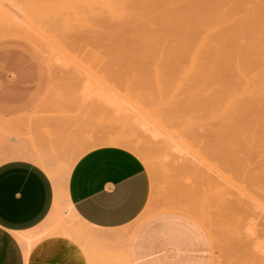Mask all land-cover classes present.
I'll return each instance as SVG.
<instances>
[{
    "label": "rangeland",
    "instance_id": "1",
    "mask_svg": "<svg viewBox=\"0 0 264 264\" xmlns=\"http://www.w3.org/2000/svg\"><path fill=\"white\" fill-rule=\"evenodd\" d=\"M103 1L107 5L101 3L100 0H0V34L29 32L41 43L42 53L49 66V89L45 101L35 115L47 116V118L59 122L57 128H47V145L51 146V153H56L54 157H57V161L53 159L55 165H53V156L48 157L47 163L53 167L58 177L57 189H62L60 190L61 195L67 194L65 185L69 176L66 174L68 170L66 168L72 169L74 162L94 146L112 145L123 148L134 155L136 154V157L138 154L142 160L144 156L140 155L142 152L139 153L141 147L144 154L149 156L144 160L146 159L147 164L153 167L151 170L148 168L149 165L143 164L144 160L141 161L138 158L149 174L150 193L143 212L131 224L111 235L103 236L92 233V230L87 229L84 225L87 223L78 219L79 217L76 218L68 214L65 216L66 223L60 227L55 223L56 216L51 215L47 218L50 225L44 229L47 230V233L42 236L40 242L33 245L31 253L33 250L41 251L44 236L59 233L68 239L80 240L83 238L88 241L93 249L85 251V254L92 259L91 263L93 264H130L128 247L137 226L154 214L177 211L196 220L207 232L212 244L211 264H264V211L258 206L257 209L260 211L256 210V206L240 190L242 187L244 192H248L250 182L255 179V174L257 175L255 177H258L264 171V149L256 150L257 148L253 145L259 134L264 135V65L261 67L264 64V13L261 12L264 9L261 5L264 0H250V3L242 9L255 14V24L258 25L254 27V24V29L249 26L253 37H250L249 40L242 39V46L248 43L245 44L246 47L243 46V50L244 48L256 50L250 57L251 63L253 62L251 70L257 81L253 115L221 119L218 115L208 118L205 116H200L201 118L195 116L194 118L191 115L192 98L198 97L194 103L204 102L205 92L199 89L196 91L197 88L194 87V82H192L194 81V69L188 65L190 64L188 57L175 56L174 58V56L162 55V53H155L156 55L149 53V55L126 51L127 39L125 37L128 36L126 30L139 26L141 23L145 24L144 21L147 19L151 22L158 16L145 13L146 15L143 17L148 15L149 18L147 16L143 21V18L141 17L142 20H140L138 16L135 19L139 20L136 25V21L133 20L135 18L133 13L136 11L131 13L134 16L130 19L131 14L128 16L129 11L125 9L128 7L127 2L129 1L118 0L117 2L115 0L116 3L114 0ZM145 1H142L141 6L139 3V7H142ZM157 1L153 2L155 7H157ZM147 2L149 1L147 0ZM123 4L124 6H121ZM153 4H150L151 7ZM108 5L113 12L108 10ZM160 5H163L161 6L163 9L165 4L158 6L160 7ZM168 5L169 3H166L167 7ZM118 6L119 8H117ZM95 7L97 8L95 9ZM134 7L136 6L134 5ZM161 7L160 9L157 7V9L162 10ZM171 7L172 4L168 8ZM146 9L145 7L142 10L146 11ZM154 11L151 12L154 13ZM171 11L173 12V10ZM122 12L124 13L121 15ZM159 13L157 10L154 14ZM103 15L106 17H102ZM238 15L240 16V14ZM99 16L106 20H101ZM150 16L153 18L150 19ZM122 17H129L130 21H135V25L133 21V25H130L131 22L126 19L128 25L126 23L122 25L124 21L123 19L121 22ZM237 17L234 16L230 20L235 21ZM108 18L112 19L111 22L118 19V25L115 20L114 23L106 24ZM243 21L241 22L243 23ZM103 23L105 24L103 25ZM120 23L123 27L120 26ZM245 24H242L244 28L247 26ZM149 25L147 26L150 27L151 25ZM122 33H124L123 36ZM262 36L263 38H261ZM256 40L257 44L260 43L258 46H255ZM183 59L185 61L187 59L189 62H185ZM254 62L258 66L262 62L261 68H257V64L255 65ZM260 69L262 70L260 71ZM215 118L218 119L215 120ZM0 121L9 122L2 117H0ZM0 125L1 145L10 146V137L13 133L17 135V130L15 132L12 129L5 130L3 122H0ZM31 132L30 128L25 130L23 128L19 135L22 137L34 136L30 134ZM118 133H121L120 136ZM112 134H116V136ZM70 137L76 141V138L81 140V142L79 140L80 144L77 142L78 147L74 146L76 143L73 144V150L66 145L67 142L70 144L69 140L71 143L72 140L74 141ZM116 137L122 138L125 142L123 144L127 147L123 144L108 143L109 139ZM67 138L70 139L67 140ZM134 138L137 140L136 144L139 143V146L135 147L138 148V151L136 149L133 151ZM171 138H175L176 141ZM62 139L67 141H62ZM51 140L53 141L51 142ZM95 140L98 142L95 143ZM251 140L254 141V143L252 141V145ZM132 142L133 144L130 146ZM178 142H183V144L178 145ZM53 143L55 145L57 143L56 149L53 147ZM63 143L66 148H63ZM80 145L83 146L80 147ZM58 146L61 148L59 149ZM247 146L250 151L253 149V152H259L252 153L248 151ZM62 148L66 150L64 151ZM77 148H80L77 150L79 153L77 151L74 153ZM260 150L262 151L260 152ZM50 151L47 150L48 153ZM154 153L159 154L154 156ZM3 155L8 154L0 152V163L5 161ZM53 187L55 188L54 183ZM245 199L248 200L245 202ZM67 201L66 198L62 199L60 210L66 206ZM190 209L191 213L184 211ZM261 224L263 227L259 226ZM112 245H115L116 250L113 251Z\"/></svg>",
    "mask_w": 264,
    "mask_h": 264
},
{
    "label": "crops",
    "instance_id": "2",
    "mask_svg": "<svg viewBox=\"0 0 264 264\" xmlns=\"http://www.w3.org/2000/svg\"><path fill=\"white\" fill-rule=\"evenodd\" d=\"M49 82V66L39 48L21 38H0V117L9 121H3L6 129L17 130L10 146L1 145L0 137V152L16 153L15 158L0 163V264H93L85 254L93 249L88 241L59 233L44 236L41 251L31 253L47 233V218L56 216L55 223L61 227L65 215L72 214L89 224L84 223L92 233L111 235L136 220L149 199L150 178L142 162L123 148L99 146L74 162L65 185L67 194L59 197L69 202L63 211L60 207L54 211L53 182L35 158L47 164L51 155L47 154V128L59 125L57 120L35 115L45 101ZM23 128L32 130L34 151L26 139L30 136L19 135ZM26 236L28 255L21 241ZM128 260L130 264H211L212 244L196 220L164 211L137 226Z\"/></svg>",
    "mask_w": 264,
    "mask_h": 264
},
{
    "label": "bare ground",
    "instance_id": "3",
    "mask_svg": "<svg viewBox=\"0 0 264 264\" xmlns=\"http://www.w3.org/2000/svg\"><path fill=\"white\" fill-rule=\"evenodd\" d=\"M100 1L104 5H107L106 3H104L103 0H100ZM121 1H123V0H121ZM127 1L130 2V3L127 2V5L129 4L128 5L129 8L128 7L125 8L126 10L128 9V11H129V13H128L129 15L128 16H130L131 13H133V12L136 11L135 13H133L135 16L131 14L130 19H132L133 16H134L135 18L133 20H135L139 16L140 20H142V18H143V21H144V18L148 16L147 15V16L143 17L144 15H146L145 13H147V14L150 13L153 16H155V17L158 16V18H160V19L162 18V19L160 20L158 18H153V17H152L153 18L152 19L151 16H150V19H152L151 22L147 19L146 21H149V22L144 21L145 24L144 23H141L139 26H136L134 28H131L130 30L128 29L129 31L126 30L128 32L127 38L125 37V39H127L126 51L128 53H136V54L137 53L138 54L139 53H141V54H143V53L144 54H149V53L150 54H152V53L153 54H155V53L161 54L162 53V55L174 56V58H175V56L176 57L180 56L179 58H181L182 56L183 57H188V60H190V64H188V63H186V64L191 65V67L194 69V81H192L193 79L191 81L194 82V85H195L194 87L197 88V90L196 89L195 90L198 91V89H199V90H202L203 92H205V98H203V99H205L204 102L194 103V100L196 98H198V97H195V98L193 97L192 98L193 99V104H192V108L190 107V110H192L191 111L192 112L191 115L194 116V118H195V116H199V118H201L200 116H205L206 118H208V117H212V116L218 115L220 117V119H221L223 117H244V116H247L248 117V116L253 115L252 109L254 108V94L256 92L255 85H256V82L257 81L255 79V75L252 73V70H251V66H252V63L253 62L251 63V58L250 57L253 56V54L255 53L256 50L254 51V50H252L250 48H244V50H243V46H245V44H248V43H245L242 46V43H243L242 42V39L245 38L246 40H249L250 37H253L251 35V34H253L252 33V30L249 29V26H250V28H253V29H254V27H257L258 26L257 24H255V14H253L252 12H245V11L242 10L244 6H247L250 3V0H158L156 2L157 3L156 6L160 9V7L163 6V5H160V7L158 5L159 4H165L164 5V8H163V9H165V11H163L162 7H161L162 10L157 9V7H155V4H153L154 0L153 1L152 0H148L149 2H147V0L146 1L145 0H141V1L140 0H132V1L131 0H127ZM142 1H145V2H143V5L144 4L145 5H144V7H143V5H142V7H139V3H140V6H141ZM117 2H118V0H117ZM115 3H116V1H115ZM131 3H132V5L134 4L136 7H134V5L132 6ZM166 3H169L168 7L170 6V4H172V7H171L172 9L171 8H168L166 6ZM150 4L151 5L153 4V6L151 7ZM263 4L264 3H262L261 5L264 7ZM118 5H120V4H118ZM147 5H148V7H147ZM121 6H124V4L121 5ZM97 7H95V9ZM108 7H109L108 10H109L110 9V5H108ZM137 7H139V8H137ZM145 7L147 9H146V11H143L142 9H144ZM166 7H167V9H166ZM117 8H119V6ZM121 8H124V7H121ZM148 8L151 11L152 10H155L154 13H156L157 10L160 13L156 15V14L152 13L151 11H149ZM168 9L170 11L173 10V12L172 11L170 12ZM108 10H106V11H108ZM130 10H131V12H130ZM261 10H262V8H261ZM261 10L259 9V11H261ZM109 11H112V10L110 9ZM168 11H169V13H168ZM263 11H264V9H263ZM263 11H261V12L264 13ZM163 12L164 13L167 12L168 14L167 13L164 14ZM123 13L124 12H122L120 14L122 15ZM125 13H126V11H125ZM160 14L161 15L163 14V15L162 16H159ZM238 14H240V16ZM107 16H109V15H107ZM110 16H111V14H110ZM110 16H109V18H110ZM234 16H238L237 17V20L231 21L230 18H233ZM263 16H264V14H263ZM99 17L101 19V16H99ZM102 17H106V16L103 15ZM111 18H112V16H111ZM128 18H126V17L123 18L122 17L121 22L124 19V21L122 22V25H123V23L125 25V23H126L125 19L126 20H129ZM148 18H149V16H148ZM95 19H92V20H95ZM102 19L103 20H106L105 18H102ZM108 19H107V22H105L106 24L108 22L114 23V20L115 19L112 22H111L112 19L111 20L110 19L108 20ZM153 20H154V22H153ZM242 20H244L243 23H246L245 25H247L245 28L243 27L244 25L242 26V24H243L241 22ZM97 21H99V20H97ZM118 21H119L118 19L115 20V22L117 23L116 25H118ZM132 21H130L131 22L130 25H133V24L135 25V23H134L135 21H136V25H137V21H139V20L133 21V24H132ZM155 21H157L158 24H157V22L155 23ZM105 23H103V25ZM126 24L128 25V23H126ZM254 24H255V26H254ZM108 25L110 26V24H108ZM145 25L146 26L149 25L150 27H148V26L146 27ZM120 26H121V23H120ZM121 27H123V26H121ZM103 28H105V27H103ZM106 28H107V26H106ZM255 32H257V31H255ZM263 32H264V30H263ZM116 33H118V32H116ZM121 35L123 36L124 33H122ZM256 36L257 35H255V37ZM263 36H264V34H263ZM263 36L261 38H263ZM3 37H16V38L24 39L26 41L31 42L35 46H37L41 50V52H43V47H42L41 43L32 34H30L29 32L28 33L27 32L26 33L25 32L24 33H21V32H10L9 34H2V35L0 34V38H3ZM110 40H111V38H110ZM115 41H117V40H115ZM112 42H114V41H112ZM117 42L120 43L119 41H117ZM117 42H116V44H117ZM257 42L258 41L256 40L255 46L256 45L258 46V44H260V43L257 44ZM108 43H109V41H108ZM109 52H111V51H109ZM170 59H171V57H170ZM183 60L185 61V59H183ZM188 60L186 59V61H188ZM172 61H173V59H172ZM179 61H181V60L179 59ZM168 63H170V62H168ZM254 63H255V65L257 64L256 62H254ZM261 63L259 64V66L257 64V68L260 67ZM263 65L264 64H262L261 67H263ZM254 68H255V66H254ZM261 70L262 69H260V71ZM190 75H191V73H190ZM262 77H263V75H262ZM188 84H190V83H188ZM188 87H189V85H188ZM184 93H185V91H184ZM194 93H195V91H194ZM198 94L200 95V93H198ZM191 95L193 96L194 94H191ZM201 99H202V97H201ZM201 99H200V101H202ZM186 100H187V98H186ZM197 100H199V99H197ZM190 101H191L190 103H192V100H190ZM186 104H187V102H186ZM185 107H187V106H185ZM185 107H184V109H186ZM190 110H189V108L187 109L188 113H189ZM260 112H261V110H260ZM187 116H189V115L187 114ZM192 116H191V118H192ZM202 119H204V118H202ZM217 119L215 118V120H217ZM260 121H261V119H260ZM0 122H3V121H0ZM258 123H256V124H258ZM0 127H1V125H0ZM241 129H244V128H241ZM255 129H254V131H255ZM260 129H261V126H260ZM263 129H264V127H263ZM3 130H4V128H3ZM5 130H7V129H5ZM242 132H243V130H242ZM256 133H258V132H256ZM120 134L118 133V136H120ZM112 135L116 136V134H112ZM121 136H123V135H121ZM32 138L30 136L29 139L28 138H26V139L29 140L28 141L29 142V145L31 146L32 150L34 151V149H35V142H34V140ZM70 138H67V140H69ZM71 139H74V138H71ZM76 139H77V141L74 139V141L72 140V143H71V140H69L70 144L68 142L66 143V145H68L67 147H69V146L71 147V150L74 149V148L72 149V147H74V146H77L78 147V143H79V140L80 139H78V138H76ZM254 139H255V137H254ZM63 140H66V139H62V141ZM172 140L173 141H176L175 138L172 139ZM255 140H256V143L253 144L257 148V149L255 148V149L256 150H258V148L259 149H264V135L259 134L256 137ZM52 141L53 140H51V142ZM60 141H61V139H60ZM98 141L101 142L100 140H98ZM98 141L95 140V143H97ZM134 141L133 142L135 143V146L134 145L132 146V147H134L133 148V151L135 149L138 151V148H135V147L139 146V143H138V145L136 144L137 140H135V138H134ZM252 141L253 140H251V145H252ZM23 142H22V144H23ZM55 142H56V140H55ZM80 142H81V140H80ZM133 142L130 144V146L133 144ZM25 143L27 144V142H25ZM108 143L109 144H113V145L114 144L115 145L116 144L119 145V144H123L125 142H124V140H122V138L116 137V138L109 139L108 140ZM180 143L183 144V142H178V145ZM253 143H254V141H253ZM64 144L65 143H63V145ZM73 144H75V145L73 146ZM50 145H51V143H50ZM56 145H57V143H56ZM56 145H55V143H53V147L54 148H55ZM59 145H61V144H59ZM66 145H64L63 148H66L65 147ZM88 145L90 146V144H88ZM82 146L80 145V147H82ZM108 146H110V145H108ZM123 146H126L127 147V145H125V144H123ZM130 146H129V148H130ZM47 147H49V148H47V150L49 152L51 150L50 149L51 146H48L47 145ZM60 148L61 147H59V149ZM179 148H181V147H179ZM247 148H248V146H247ZM68 149H70V148H68ZM81 149H83V148H81ZM139 149H141V150H139V153L142 152V153H140V155L142 154L144 157L141 160L138 157V154H137V158H139L141 161H143L145 157L146 158L147 157L149 158V156H147V154H144V151H142V148L141 147ZM249 149L250 148H248V151H250ZM63 150L65 151L66 149H63ZM77 150H80V148L75 149L74 153ZM253 151L254 150L252 149L250 152H252V153H256L257 152V151L256 152H253ZM261 151L262 150H260V152ZM51 152L52 151H50V153ZM57 153H58V151H57ZM77 153H79V152L77 151ZM54 154H56V153H51V155L47 156V159H49L50 157L53 156L52 157V160L54 159L55 161H57V159H56L57 157H54ZM14 155H12L11 153H9L8 155H3V156L5 157V160H7L9 158L11 159V157L15 158ZM157 155L154 153V156H157ZM55 156H57V155H55ZM135 156H136V154H135ZM35 158L45 168L47 174L50 175V177L53 180V183H54V186H55L54 190H55V199H56V200L54 199V202L56 201V203H55V208H54L55 210L54 209L53 210L54 211H57V209H59V207H61V205H62L60 203L62 200L60 201V198H59L61 196L60 190H62V189H60V190L57 189V186H58L57 185L58 177H57V175H56L53 167L51 165H49L48 163L46 164V163L43 162V160H42L43 158H39V157H35ZM71 160H72V158H71ZM55 161H54V164L53 165L56 164ZM144 163H146V164L148 163V162H146V159L143 161V164ZM147 165H149V164H147ZM153 166H155V165H153ZM59 168L60 169H63L64 166H63V168H61V167H59ZM148 168H151V170H153L152 165L151 166L149 165ZM60 169H58V170L60 171ZM66 169H68L66 174L69 176L71 168L69 167V168H66ZM255 176H257V175L255 174ZM255 176H254L255 179H252V181L250 182L251 184H250V189H249L248 192L247 191L244 192V189L242 187L241 188L239 187V188H240V190L243 193H245V195L248 197L249 201L256 206V210H258L257 209V206H258V207H260L264 211V171L261 172V174L258 177H255ZM244 180H246L245 177H244ZM248 182H247V184H248ZM235 187H237V186H235ZM246 188H247V186H246ZM64 195H65V193H64ZM239 195H240V193H239ZM225 198H227V197H225ZM227 200H225V201H227ZM247 200L245 199V202ZM59 203H60V206L58 205ZM53 207H54V205H53ZM69 207H71V206H69ZM186 207H187V205H186ZM61 210H62V208H61ZM69 210H70V208H69ZM54 211H52V213ZM58 211L60 213V215L58 214V216L63 219V215L61 216V212L62 211L61 212H60V210H58ZM181 211H183V210H181ZM184 211L185 212H188V213H191V209L189 211H186V210H184ZM258 211H260V210H258ZM258 216H259V214H258ZM255 220H256V218H255ZM258 222H260V221L258 220ZM207 224H208V222H207ZM259 226H262V224L259 225ZM254 228H255V226H254ZM21 241L23 242V245L25 246V248L27 250V255H28V247L30 245V241H29L28 237L27 238L21 237Z\"/></svg>",
    "mask_w": 264,
    "mask_h": 264
}]
</instances>
